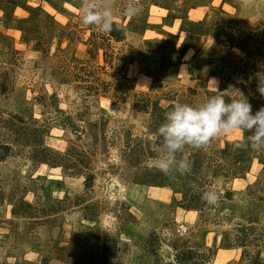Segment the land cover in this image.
I'll use <instances>...</instances> for the list:
<instances>
[{
  "label": "rangeland",
  "instance_id": "1",
  "mask_svg": "<svg viewBox=\"0 0 264 264\" xmlns=\"http://www.w3.org/2000/svg\"><path fill=\"white\" fill-rule=\"evenodd\" d=\"M126 2L115 41L85 0H0V264H103L105 248L107 264H264L255 150L224 160L241 134L218 135L178 154L191 178L164 175L152 135L213 78L264 104V0Z\"/></svg>",
  "mask_w": 264,
  "mask_h": 264
},
{
  "label": "clouds",
  "instance_id": "2",
  "mask_svg": "<svg viewBox=\"0 0 264 264\" xmlns=\"http://www.w3.org/2000/svg\"><path fill=\"white\" fill-rule=\"evenodd\" d=\"M138 11L134 0H127L121 14L134 17ZM81 17L84 24L99 28L102 32H111L114 20L113 0H85L81 7ZM256 79L257 91L264 97V72L256 73ZM209 83L212 85V95L206 94L195 105L174 102L167 111L164 122L152 134L155 140L153 147L158 154L155 166L164 175L189 173V158L178 154L183 153L188 146L204 148L214 137L222 134L239 132L241 139L236 147L264 150V107L253 114L251 104L240 89L230 85L221 91L215 78ZM225 97L230 99L226 100ZM245 132L251 134L245 136ZM202 198L208 203H215L218 195L205 192Z\"/></svg>",
  "mask_w": 264,
  "mask_h": 264
},
{
  "label": "trees",
  "instance_id": "3",
  "mask_svg": "<svg viewBox=\"0 0 264 264\" xmlns=\"http://www.w3.org/2000/svg\"><path fill=\"white\" fill-rule=\"evenodd\" d=\"M108 35L110 36V38H113L115 41H118L119 40L118 39L119 38L118 33H117V31L115 29H112L111 32H108ZM248 102L251 105H253V106H258L259 107L255 111H258L261 107H264V104L257 103L256 101H254V100H252L250 98L248 99ZM38 145H39L38 143H36L35 141H33L34 152L38 149V147H39ZM3 148L7 150L8 149V145H3ZM252 150L253 149H251V148H248V149H242V148H240V150H237L236 152H233V154H232V150L230 148H228L225 151L226 153H224V155H223L224 156V160H226V159L229 160V158L231 157L234 160V162H236V163L244 162V160L246 158L247 151L252 152ZM46 151H47V149H46ZM253 154L256 155L257 159L259 158L258 160H260L261 162L264 161V151H254ZM192 158H193V155H192ZM39 161H40V163L47 164V165H51L52 164V163H48L50 161H46V159H39ZM196 168L198 169V165L196 164V162L191 163V170L192 169L193 170H196ZM190 173L191 172L187 173V177L188 178L189 177L191 178ZM87 182H88V179H85V183L86 184H88ZM112 254L113 253L112 252H109L107 250V248L104 249V251H103V264H107V261L110 260L109 258H111ZM40 264H48V263L45 262V261H42V263H40Z\"/></svg>",
  "mask_w": 264,
  "mask_h": 264
}]
</instances>
